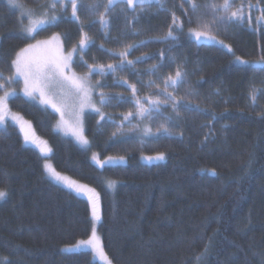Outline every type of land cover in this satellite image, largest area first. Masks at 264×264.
<instances>
[{
    "label": "trees",
    "instance_id": "obj_1",
    "mask_svg": "<svg viewBox=\"0 0 264 264\" xmlns=\"http://www.w3.org/2000/svg\"><path fill=\"white\" fill-rule=\"evenodd\" d=\"M21 2L36 14L48 10L49 0ZM222 2L196 0L199 8L193 12L188 0L162 5L153 0L143 8L119 0L108 6L106 27L98 18L107 0H83L100 7L95 15L78 9L79 21L71 4L63 12L57 3V22L38 28L33 39L20 31V11L0 0V94L19 87L18 80L7 82L11 61L34 40L59 34L66 51L79 45L82 32L93 42L74 54L71 67L112 99L101 104L105 119L97 112L85 114L87 147L59 132L57 115L47 107L21 94L12 95L8 107L46 142L47 159L57 172L99 195L96 230L112 264H264V67L237 61L264 56V24L256 23L264 0H231L230 11L242 10L246 19L220 24L207 5ZM174 17L183 25L174 31L176 39H159ZM201 23L223 44L189 34ZM129 45L135 47L128 60L144 59L114 73L89 74L88 66L119 64L120 57L111 53ZM178 67L183 81L167 87L180 101L174 110L164 82ZM133 86L144 107L159 100V110L145 118L136 115ZM253 89L261 90L256 102ZM92 153L126 162L99 167ZM160 153L161 161L140 160ZM0 190L6 192L0 199V264H100L88 250L63 251L91 234L89 191L81 196L52 181L43 156L9 122L0 126Z\"/></svg>",
    "mask_w": 264,
    "mask_h": 264
},
{
    "label": "snow or ice",
    "instance_id": "obj_2",
    "mask_svg": "<svg viewBox=\"0 0 264 264\" xmlns=\"http://www.w3.org/2000/svg\"><path fill=\"white\" fill-rule=\"evenodd\" d=\"M8 4L17 8L20 11V17L18 19V23L20 25V31L25 33L28 37L34 39V33L38 28H44L46 26L54 25L58 20V15L55 11L57 3L61 5V10L63 12L67 11L68 4H71V15L72 17L79 21V16L77 15L78 9L85 8L90 14L95 15L96 11L100 7L99 3H89L84 4L83 0H49L48 5L45 10L39 14H36L34 9L27 7L25 4L21 2V0H7ZM117 0H107V3L104 5L105 12L101 13L98 18V22L102 27H106L109 24V19L107 13L109 11V5H115ZM123 2L130 8L133 7L134 4H138L143 8L146 4L153 3V0H123ZM158 4H163V0H155ZM191 9L193 12H196L199 8L196 0H188ZM213 13V20L217 23L224 24L228 22H240L243 23L246 19L242 10L230 11L231 9V0H223L222 3H212L211 5H207ZM255 7L253 5L249 6ZM135 11V9L133 8ZM261 15L256 17L257 24H264V9H261ZM217 13H223V15H216ZM136 19L137 17H133ZM27 19L28 23L25 25L24 20ZM249 21L251 17H248ZM191 23V20H189ZM183 25L179 22L175 17L173 18L172 24L169 26L168 32L164 37L159 38L161 40H168L169 38L175 40L174 31L177 29H182ZM189 34L194 36L196 40H200L202 38L215 40L216 37L211 34L210 25L208 23H201L198 28H190ZM223 44V41H218ZM91 39L87 37L86 33L82 32L81 38L79 40L78 47H74L67 55L63 54L62 47L59 43V34H54L48 40L36 41V43H29L25 47L21 48L15 55V58L11 61L12 67H14L15 72L13 76L7 78V82H12L16 78L22 79L23 88L22 92L24 96L30 98H37V94H39V99L43 104H51L52 107L56 108L57 111H61L59 107L53 102L50 92H54V90L58 89L60 93L65 96V103L67 99L78 100L80 104L81 111L84 107H92L94 110L100 115L101 119H105V114L100 111L99 108H96L95 105L91 104V91L88 86L87 78L77 76L76 73L71 72V63L73 59L74 53H83L85 48L92 45ZM145 42L141 41L140 44L143 45ZM102 47V46H101ZM135 45H129L124 51L119 53H111V50L105 49V51L110 52L112 55H117L120 57L119 64H108V65H99V66H88L89 74L96 72L97 70L104 74L107 71L115 72L118 68L123 69L124 67L133 66L136 61H141L144 57H137L136 61L128 60L127 56L129 51L134 48ZM171 47V46H170ZM229 51L231 49L229 48ZM162 59L165 58V54L163 52L160 53ZM80 59L83 60V56H80ZM237 61L241 64H249L256 63L260 64L264 67V56H261L258 61L249 62L247 60H243L237 57ZM159 65H153L152 70L155 71L158 69ZM184 78V72L181 68H177L175 75L168 76L165 80V88L164 94L165 96L171 100L172 108L175 110L177 106L180 104V101L176 99L171 93L167 92V87L169 85L175 87L179 85ZM121 83H127L126 81H121ZM151 83V82H150ZM4 85L0 84V89H3ZM65 89L67 92L65 93ZM133 100L135 105L137 106V113L141 118L151 116L153 110L158 111L161 102L159 100H151L149 101L150 106L144 107L139 98L135 97L136 89L133 86ZM15 90L5 91L3 95H0V125L6 123L7 119H11L17 124L21 125V129L24 131V139L26 142H31L33 144L40 143V150L42 153H48L51 151L46 145V142H38L36 138L29 134L28 130L25 128V124L27 122L23 121L22 117L19 114H14L10 111L8 107V100L10 96L13 95ZM258 89H253L251 95V100L256 102L257 95L256 93ZM112 99L110 96H105L103 93L100 94L101 103H105L106 101ZM117 99H124L123 97H117ZM185 108L190 109V105L184 104ZM61 116H63V112L61 111ZM133 114L130 112L125 117L124 120H129ZM261 119H264V114L261 115ZM62 126H66V122L61 121ZM163 127V126H162ZM167 131V129H164ZM73 135L77 137L81 144L87 145L89 141L83 135L82 127L79 125V120L77 121V126L71 129ZM145 131L151 132V128H146ZM115 136L116 133H113ZM93 159L97 160V162L101 165L106 163V161H100L97 159L95 155H93ZM113 158L109 157L108 162H110ZM123 159V158H121ZM148 160H163L164 154L160 153L155 157H146ZM45 169L48 174L56 179L57 181H63L65 178L62 177L59 173L52 168L50 164H45ZM70 187H75L77 192L83 191L84 189L81 186L69 185ZM111 186V183H110ZM90 195L88 197L91 205H92V217L94 221L100 220V215L98 211V201L99 195L95 192L94 189L88 190ZM6 196V192L0 190V199H3ZM81 246L87 247L91 249V251L99 256L101 259L105 261V264H112L111 259H109L104 253L102 246L100 244L99 238L96 234V229L93 226L92 234L87 240H82L78 244L74 246H68L69 248H80Z\"/></svg>",
    "mask_w": 264,
    "mask_h": 264
},
{
    "label": "rangeland",
    "instance_id": "obj_3",
    "mask_svg": "<svg viewBox=\"0 0 264 264\" xmlns=\"http://www.w3.org/2000/svg\"><path fill=\"white\" fill-rule=\"evenodd\" d=\"M117 1H119V0H117ZM52 36L47 37V38H43V39H37V40H34L31 43L34 44V43H36V41L48 40ZM210 41L216 42L218 44H221V43L218 42V41H221L218 38H216L215 40H210ZM59 43H60V45L62 47L63 54H65V55H67V53L70 52L74 47H78V46H73L68 51L64 50L63 44H62V40H61L60 36H59ZM74 54H73V57H74ZM70 71L71 72H74L72 70V67L70 68ZM14 72H15V69L13 67L12 76H13ZM77 76L86 77V76H81V75H78V74H77ZM86 78H87L88 86H89L90 91H91V104L95 105L96 108L101 109V104H102L101 101H100V94H101V92L98 90V88H97V86H96L95 83H93L92 81H90V79L88 77H86ZM15 80H18L19 81V87L18 88L8 87L0 95H3L5 91L15 90L14 93H13V95L14 94H21L22 96H24L23 92L21 91L22 88H23V81H22V79L16 78ZM66 92H67V89H65V93ZM49 95L51 96L53 102L57 105V107H59L61 109V111L63 112V116H61V111H57L56 108L52 107L51 104H43V103H41L40 99L38 98L39 97V94H37V98H30V97H26V96H24V97L27 98V99H29V100H32V101H34V102H36V103H38V104H40V105H42L44 107H47L52 112H54L57 115L56 129L59 132H61L62 134L66 135V136H68L70 138H72L78 145L83 146V147H87L88 144L87 145L81 144L80 141L77 139V137L75 135H73V132L71 131V129L73 127L77 126V121L79 120V125H80V127H82V130H83L84 129V116H85L86 113H89V112L95 113L96 111L94 110V108H92V107H84L83 110L81 111L79 101L78 100H74V99H67V102L65 103V96H64V94L60 93L58 89L54 90V92H50ZM11 112L14 113V114H18V113H15L13 111H11ZM20 117H22V116L20 115ZM22 119H23V121L27 122L25 124V128L28 130L29 134L32 135L34 138H36V140L38 142H41V140L38 137L35 136V134H34V132L32 130V127H31L30 123L26 119H24L23 117H22ZM62 120L64 122H66V126H62L61 125V121ZM6 122L12 123L15 126H17V128L19 129V131H20V133H21V135L23 137L24 143L27 144V145H30V146L34 147L35 149H37L40 152V154L43 156V167H44V170H45L46 174L49 176V178L52 181H54L55 183H57V184L65 187L67 189L72 190V192H75L78 195L85 196L83 194H86L89 189L87 188V186L83 185L82 183H80V182H78V181L70 178L69 176H67L65 174H61V173L57 172L56 170L55 171L57 173H59L65 179L63 181H57L56 179L52 178L48 174L47 170L45 169V164H50L53 169H54V167L51 164L50 160L47 159L48 158V153L45 154V153H42L41 152V150H40V147H41L40 143L33 144L31 142H26L25 139H24V131L21 129V125L20 124H17L16 122L12 121L11 119H7ZM0 126H2V125H0ZM83 135H84V132H83ZM93 155H95L97 157V159L100 160V161H106V163H104L103 165L110 164V163H124V162H126V159L124 157H120V156H107L105 158H99L95 153H92L91 154V160H92V162L94 164H96L99 167L102 166V165L99 164L97 162V160H94L93 159ZM157 155L158 154H153V155L143 154V155L140 156V160L145 161V162H149V163L161 161V160H156V159H153V160L146 159V157H150V156L151 157H155ZM109 157H112L113 158L110 162H108V158ZM121 158H123V159H121ZM164 158H165V155H164ZM112 182L113 181L110 180L109 181V184L110 183L112 184ZM69 185L81 186L84 190L83 191H80V192H77L75 190V187H70ZM87 195H90V194L87 193ZM93 226L96 229V221H95V223L92 224V228H93ZM92 228H91V234H92ZM91 234H90V236H91ZM96 234H97V237L99 238V241H100V237H99V235L97 233V230H96ZM89 237H87L85 239H79V240H77L73 244L64 246L63 247V251H65V252H72V251L88 250V251L91 252L92 257L94 259H96L100 264H105V261L103 259H101L99 256L95 255L91 251V249H89L87 247L81 246L78 249L77 248H69L68 247V246H74V245L78 244L82 240H87ZM100 244H101V241H100Z\"/></svg>",
    "mask_w": 264,
    "mask_h": 264
},
{
    "label": "bare ground",
    "instance_id": "obj_4",
    "mask_svg": "<svg viewBox=\"0 0 264 264\" xmlns=\"http://www.w3.org/2000/svg\"><path fill=\"white\" fill-rule=\"evenodd\" d=\"M87 136V135H86ZM49 177V176H48Z\"/></svg>",
    "mask_w": 264,
    "mask_h": 264
}]
</instances>
